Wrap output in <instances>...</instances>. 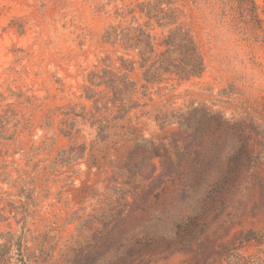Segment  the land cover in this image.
Returning a JSON list of instances; mask_svg holds the SVG:
<instances>
[{
    "label": "rangeland",
    "instance_id": "obj_1",
    "mask_svg": "<svg viewBox=\"0 0 264 264\" xmlns=\"http://www.w3.org/2000/svg\"><path fill=\"white\" fill-rule=\"evenodd\" d=\"M263 138L264 0H0V264H264Z\"/></svg>",
    "mask_w": 264,
    "mask_h": 264
},
{
    "label": "trees",
    "instance_id": "obj_2",
    "mask_svg": "<svg viewBox=\"0 0 264 264\" xmlns=\"http://www.w3.org/2000/svg\"><path fill=\"white\" fill-rule=\"evenodd\" d=\"M133 49L140 52V61H133V69L137 68L138 63V68L147 74L163 69L189 78L201 74L204 69V60L198 46L192 36L181 29H171L160 39L150 28L131 27V50Z\"/></svg>",
    "mask_w": 264,
    "mask_h": 264
}]
</instances>
